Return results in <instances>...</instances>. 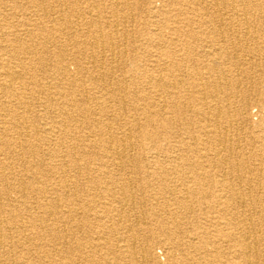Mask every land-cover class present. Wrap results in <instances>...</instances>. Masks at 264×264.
Wrapping results in <instances>:
<instances>
[{
	"label": "rangeland",
	"instance_id": "374dc122",
	"mask_svg": "<svg viewBox=\"0 0 264 264\" xmlns=\"http://www.w3.org/2000/svg\"><path fill=\"white\" fill-rule=\"evenodd\" d=\"M33 1L36 4V2H40L41 0H33ZM62 1L64 0L60 1V5H61L60 7L62 8L61 13H63L64 10H67L70 7V5H74L73 8L71 9L72 13L75 15L73 17L74 22L73 23L70 22L71 29L67 28V23L69 22L67 21L65 22V24L62 25V29H64L65 33L59 31L53 34L50 33L43 34L41 31H33V33L27 32L28 31L27 28H29V30H32L34 24H36V22L38 21L37 20L38 14L40 13L39 11H37L38 8H36L35 5L32 4L31 0H19V1L0 0L1 3L0 4V46L2 44L7 45V42H11L13 46L11 47L9 54L10 57H12L13 54L19 53L20 52L19 50L23 46L25 47L29 46L31 50H33V48H37L43 44L45 45L46 48L53 51L55 50V48L56 50H58L57 47L63 45L64 43L67 44L68 42L69 43L81 42L84 36H81L80 33L76 30L75 28L77 27L76 21L84 19L83 14H85L84 10L85 8H87L88 3L85 4L83 0H70L66 4L67 5L66 7V5H63L61 3ZM129 1L130 4L124 7L123 11L121 12L122 16L123 15L126 16L127 19L125 22L127 24L124 23V27H125L124 29L128 31V34L126 35V37H123L121 40L122 46L120 50V55L118 52L120 58L118 57L116 62L115 61L107 62V64L105 65L95 64L94 66L93 63H90L91 58L86 59L85 57L82 60L84 63L89 62L88 66H90V68L82 67L83 64L81 63L79 64V67L75 66L74 64H69L68 66L69 73L73 74L76 77L77 82H81L86 85H89L94 83V81L96 80V79L90 80L91 74L94 76L96 75L100 76L104 71L105 73L110 74L109 81H113L116 78L117 82H122V83L124 82V84L126 83L132 86V88L133 86H137L139 88L148 86L152 82L147 77L148 75H155V76L157 75L158 82L162 81L161 83H166L167 85H169L177 76V74H181V73H182L181 76L183 75H193V77L200 76V78L202 79H195L196 82H200V83L201 82L213 83L214 81H212V79L216 77L218 74H226L228 76L238 74L241 77L243 90L248 95V101L244 109L242 110V115H241V118L244 120L245 129H243L244 131L241 132H237L233 130L232 131L233 133L232 132L230 133L231 138L239 137L238 139L241 140L240 152H235L233 154V155L240 154V157L235 156V158L234 157L232 158L234 161H237L239 171L236 174L232 175L228 168H224L220 170V168L218 169V167L217 168L214 167V165L211 162L207 161V159L209 158L206 156L207 153H214L215 151H219L221 155L225 154L224 156H227V155H231L230 151L227 150V148H224L226 146L224 147L218 146L217 148H215L216 149L215 151L214 149H211L208 146H206V144L204 143V137L199 138L200 137L199 135L201 134L200 133L201 127L200 124L197 123V120L195 118L190 117V120L189 119L186 120V126H185L183 124L184 119L181 120L179 118H176L175 115H173L172 103L170 102L171 104L169 103L170 105L168 106V103L164 102L165 99L168 101L172 99L171 88H168L166 93L164 92L162 93L161 91L160 94L158 92L151 93L155 97L154 101L156 104L155 106L156 118L152 120L153 127L150 128L155 133V137L159 142V147L163 148L162 151L157 150L148 153L147 150L144 149V147L136 145L133 149L134 157H137V159L134 160L135 161L134 166H131L132 168L131 167L127 168L124 172H121L122 174L120 172L108 170L109 174L107 173L103 175L102 174L103 172H101L100 170L86 172L84 170L78 169L77 165L73 164L76 162H72L71 160L77 161V159L78 160L80 159V166H83V164H87V160L91 159V161H93L92 164H94V167H97L100 166L99 164L101 163V161L105 159V157L102 154L103 151L99 149L96 150L90 149L88 146V142L85 141L84 136L86 135L88 136L89 134H91L90 132L91 128H88V122L95 120V117L96 118L100 117L99 119L102 120L103 122H107V121L111 122L112 124L111 132L121 137V135L125 131V128L122 127V124L124 122L127 121L129 122L130 120H135L138 122L139 121L147 122L146 114L142 113L141 111H138V112H131L128 115H124L119 110L121 107L119 102H116L117 103L116 104L112 102V100H110L106 108L109 107V109H114L116 111L118 118L114 120L110 112L108 113V111L106 112L104 110L101 111L98 110L100 108H98L95 105V103L92 101L87 105V108L91 107L90 109H88L90 113L88 112L87 115L89 117L85 116L83 119L79 118L75 120V117L73 115L80 114L79 112L77 113V111H80L82 107H77L70 102L61 103L57 101L59 98V96L56 95L58 93L57 90L64 88L66 83H64L65 80L61 81L60 83H56V84L54 83L56 82V80H53L52 77L54 76L55 72L57 70H60L61 68L58 67V59L55 56H52V53H50V55L48 56L47 54L44 55L46 59L43 61L44 63L37 62V64L33 62L31 63L29 60L28 61L26 60L23 63H21L22 65L21 64L19 65V61L17 62L16 59L12 57V62H13L12 64L15 65L14 67L22 70L25 73L24 79L26 78L28 80V81L26 79L24 80L25 88L27 92L26 98L24 99H26L28 103L31 105L30 109L32 110H30L31 112L28 111L29 113L27 112V114L26 113L23 114L22 109L16 108V112L14 113L13 116L14 118H16V123L22 122L20 123L21 125L20 128L19 126L16 127L13 126V123H11L12 118L10 120H7L0 117V129L2 130L3 126L9 129L8 131L5 130L3 132L0 131V147H2V142L4 143L9 142L7 144L8 145L10 144V146L13 147V149L10 151V154L1 153L0 155V161L5 162L7 167L4 170H0V188L4 187L5 184L7 185V182H12V184L18 182L22 184V183H27V181L30 180L24 174L23 170H25L24 168L26 167H24V164L22 162V159H28L30 156H28L27 153L22 154L20 152H15V150L18 149L19 147L25 146V144L23 143V141H25L24 136H21L18 133H16L17 131L16 129H18V132L21 131V129L23 130L24 124L26 123L29 125L30 128L34 129L36 127L35 130L37 129V133L39 132L38 134H32L30 136H31V141L35 144L34 146H36L40 150L54 149L60 154L61 159L64 158L67 149L70 151L74 150V152L77 153L76 158L70 159L69 157L68 164L70 163L72 165H68L64 169L59 167L57 170L53 169L51 171L50 169L47 168L49 172H47V170H44L41 171V173L37 169H35L36 171L35 174H37L38 177H40V179L43 178L44 182L46 181L45 183L47 185L50 180L54 182L58 180L59 181L58 184L60 183L61 185L63 184V181L61 179H65L64 184H66V186L69 188L75 189V192H77L76 194L80 196L83 195L85 191L87 192L89 188H91L92 193H96L97 191H99V189L96 187L98 185L96 182H99L100 180L101 181L111 180L113 182L120 181L123 183L131 184L130 191L134 195L135 201L126 204L122 198V195H118L116 197H112L109 200H106L109 202V205L112 208L110 215L121 214L122 221L126 225V227L132 223L139 225L137 224L139 222L140 225L135 227L134 233L138 231L139 233L150 234L152 230L155 233L157 232L160 240H158L159 242L156 240L157 242L154 243V249L156 253L155 257H157V258H153L154 260L153 262H155V264H171V259L166 254V251L169 246L170 247L175 246V250H176L175 257H176V261L179 264H204L203 260L207 261V257H208L206 255L201 261L193 262V263H191V261L188 262V256H190L188 252L194 250L193 247H190L188 245L190 241L192 243L193 241H195L196 243H202L203 241L206 242L207 249L204 248L203 251L211 255H216V259L212 264H241L242 255L240 254L238 247L235 246V240L232 238L234 236L235 237L238 236L240 238V233L243 232L242 229L245 227V225H247L244 222H246L247 218L251 217L252 223L250 224V226L256 232V236H257L256 240L258 241V245H260L259 247L264 246L263 245L264 244V212L258 213L252 211V209H249V207H247L248 209H246V207H244L243 205H239L235 203H230L229 204L230 206L226 207L224 206V203L227 202L231 197H233L234 189H238L240 191L242 190V193L244 192V194L247 196L264 198V159H263L264 153L252 157V155L254 154L253 151L255 149H257L259 146H263L264 148V142H263L264 139L262 140L261 143L252 140L257 135L258 136L260 135L261 137L264 136V0H254V3L257 4L258 9L256 10L257 12L256 11L251 12L250 18L246 16L249 21L250 19L252 20L249 23H246V20L243 17H240L241 18L240 20L235 18L233 20L229 19V17H232L231 16L232 6L229 4L230 3L229 1H227L228 2L227 3L219 0V5L215 7V5H213L214 2L213 0H200L201 3L203 2L202 3L203 6L207 9H203L202 11L200 10L201 12L197 14L189 10L187 8V5H192L191 4L192 2L198 4L199 0H129ZM56 2L47 3L45 1L46 9L52 12L53 9L60 8L58 7L59 5ZM232 2H234V0H232ZM98 4H100L101 7L103 6L102 8L105 11L103 15L109 16L110 15L109 11L111 10L110 7L111 4H109V2H105V0L98 1L97 5ZM182 8H184L183 10L184 12L181 13L180 11ZM11 13H14V16H12ZM214 15H218V16L220 15L221 18L220 19L214 18ZM28 18L32 19L31 20L32 25H30V27L26 25L27 27H25L26 20ZM166 18H169L170 20L168 22L163 21V19L165 20ZM186 19H191L195 21L194 31L195 33L198 34L200 38V43L202 42L201 46L202 48L204 47V50H206L207 53L206 54L204 52L202 53V50L201 52L198 51L194 52L191 54L190 58L184 61H182L181 59L180 62L176 61L180 63L179 67H177L176 62L174 60V56H172V52L174 51L173 43L175 41V38L177 37L176 35L177 32H180L182 28L185 26ZM237 20L238 23H241L242 25H241V30L240 31L238 30L237 33H235ZM52 25H53L52 22L49 23L48 25L49 28ZM178 26L181 27L180 30ZM246 31L252 34V39L248 41L247 46L250 47L251 49H258V51L251 52L249 49L246 51L243 50L239 53H235L231 47L232 46L231 44L228 45L227 47H224L229 43L228 41L232 36L233 37L236 36L234 38V41H232L234 42L233 46L239 45L240 48H242L243 46L245 47L246 46L245 43L247 40L244 39V35H246L247 33ZM223 37L228 43H226L224 46H221L220 44L222 43L221 40ZM201 38L203 40H201ZM258 46H262L260 48H263V51H260ZM222 47L223 49L222 51H220ZM217 48H220V50H218ZM72 49H73L72 46L69 47L66 46L64 48H61L60 50L62 51L66 50L67 52V51H71ZM164 50L167 53H170V55L161 54V51ZM102 52L103 54H107L109 51L107 49H103ZM102 52L101 53L99 52L98 55L100 56ZM4 53H7V51L6 50L0 51V67L3 66L8 61L7 60L8 57L4 55ZM94 53L97 56V52ZM228 56L231 58H229ZM81 57H83L82 53L79 55L78 59L80 60ZM43 64H44V69H43ZM41 65L42 68H40ZM30 68L33 70L31 71ZM98 69L100 71L102 70V72L100 73L99 71H97ZM105 69L107 71H105ZM261 71L263 73L260 80L261 83L259 85H255V82H257L256 77L257 75H259ZM34 72H36V74ZM144 74L147 75L142 76ZM134 75L139 77L131 79L130 76H134ZM185 79H187V77H185ZM38 86H40V88H38ZM19 88L20 85L17 87V89ZM131 93L132 94L129 95L128 102L126 103L127 109L132 108L137 104L139 105L140 102L149 101L148 96H151L148 93L139 94L138 96H135L134 94L135 92H131ZM144 95L146 96L148 95V96L146 97ZM151 97L153 98V96ZM7 98L8 97L6 96V94L4 96L2 93H0V104L1 102H5ZM240 99L241 97L237 96L236 100L240 101ZM46 104L49 105L53 110H55L54 114L52 113L50 115L45 113ZM1 112L3 113V111ZM86 119L87 122L84 121ZM164 119L166 122V126L163 125ZM148 120L150 121V117H148ZM12 122H14V120ZM58 122H60L59 124L62 123L68 126L66 134L62 131H59L57 127H55L52 133L43 131L44 127H48L49 125L55 126L56 124H58ZM237 122L238 123L241 122L239 116L238 118H236L235 123ZM68 123L71 124L68 125ZM78 124L80 125V128L77 126ZM185 127L189 129L188 131L191 132V135L185 134V132L187 131ZM70 128L74 130L72 131ZM143 133H144V129L143 130L141 129L135 131L133 135L136 139L138 138L137 140L141 141L143 139ZM207 138L208 136H206V139ZM200 139L202 140V142ZM180 149L185 154L182 160H178V155L181 151ZM206 149L208 150L206 151ZM78 151H80L81 153L80 155ZM154 153H156L155 162L153 164H150L147 161L148 156ZM198 154L202 157L200 159L201 165L194 168L197 169L194 172L193 168H190L191 166L190 164L192 161L197 159L196 156ZM28 161L33 165L36 163L33 159H30ZM20 162L22 164H20ZM20 165L23 166L24 168H22ZM177 165L181 166L182 168L181 172L179 171ZM137 166L141 167L138 171L135 169ZM154 170L157 171L158 174L160 173L161 175H164V178L163 179L160 177L155 178L158 176L152 173L150 175V172ZM184 170L185 172L183 173ZM205 171L209 175L203 176L204 177L203 180L200 181L201 183L200 186L201 188H204L205 194H199L200 197L204 195L202 197L203 199L201 198V201L199 202L200 197L195 198L196 201H191L192 204L190 205L192 206H190V208L178 209L176 206L177 195H180L181 197L183 196L186 197L187 195L189 196L190 192L187 193V189L194 188L196 186L192 178L193 177L195 178V174L202 173ZM223 172H226L224 173L226 177L223 176L224 175ZM163 187H167L168 189L169 187L171 188L169 189L168 194L167 192L162 191ZM226 187L229 189V191ZM118 188L120 187H116L115 189ZM11 195L15 196L14 193H12ZM7 196L8 194L0 195V206L9 209L16 208L17 210L23 212L22 211L23 208L20 205L21 198L18 197L16 201L8 202L5 199V197ZM53 196L54 195H52V197ZM215 196L216 198L219 199H215ZM72 199H73V195L68 196L67 202H65L66 207H63L62 209L63 211H67V209L70 210V208H72V204L74 203L72 202ZM76 203L78 202L76 201ZM246 204L247 206H250L249 201ZM236 206L237 207L239 206L238 207L239 210L237 209ZM34 210H36V212H38V214L40 215L44 214L43 209L41 208H34ZM136 219L137 220L139 219L138 222ZM160 221L166 222L167 228L171 231H174V233H172L171 241H167L166 244L165 242L162 241L165 240L168 236L165 232L158 229ZM115 223L116 222L112 220H109L107 222V224L110 226L115 225ZM59 227L63 230L62 232L65 233V235H67L63 238V240L58 239L54 241V238L52 237V233L47 232L46 233L47 238L44 239V237H42L39 238L38 240L37 243L38 245L36 246L38 251H36V248L31 250L32 252L31 251L29 252L27 250L26 251L22 250L21 248H17L16 251H13V255L10 257L6 255L3 256L1 254L0 263L20 264L22 262L21 264H27V263L43 264V262H45L44 264H51L52 262H54L55 264L56 263L80 264L76 259L70 261L67 256L66 259L65 254H67V248L66 247L64 248L63 246H66L68 244L61 245V242H65V241L71 242L72 245L77 244L78 242L86 241L83 232H80L78 222L73 220L67 221V219L66 220L64 219ZM183 230L187 231V235L183 233ZM11 231L18 236H23V235L30 236L31 234L32 235L35 234L33 233L35 230L31 227H29L28 230L26 231H18V232L16 231L17 233L13 229ZM58 237H59V231H58ZM111 237L114 238L113 236ZM93 240H95V238H93ZM247 240L250 244H252L255 241L254 238H252V240L251 238H248ZM55 245H57V248H55ZM43 249L44 251H49L52 255L50 257L42 256L43 253L41 255L39 251L41 250L43 251ZM139 249L140 247H137V250L134 253L135 255L133 253L128 254L126 248H123L122 250H119L117 248L116 251L113 250H110L109 252L107 250L106 251L108 252L107 256L110 258L112 262L115 263H116L115 260H118L120 264H130V263L138 264L137 262H139V264L141 263L152 264L151 261L148 260V258L143 257L144 255L142 253L143 250H139ZM261 249L264 250V247H262ZM36 252L39 253L37 254ZM15 256L16 257L18 256L19 258L18 257L16 258ZM135 256L137 260L134 258ZM257 257L261 259L260 264L262 263L264 264L263 262L264 251H261Z\"/></svg>",
	"mask_w": 264,
	"mask_h": 264
},
{
	"label": "bare ground",
	"instance_id": "6f19581e",
	"mask_svg": "<svg viewBox=\"0 0 264 264\" xmlns=\"http://www.w3.org/2000/svg\"><path fill=\"white\" fill-rule=\"evenodd\" d=\"M45 1L47 3H53V2L58 1V2H56L59 5L58 7L61 6L60 5L61 0H52V1L51 0H41L40 2H36V4L34 3L33 0H31L32 4H34L35 7L38 8L37 11H39L40 13L38 14V19H37L38 21L36 22V24H34L32 30H29V28H27V30H28L27 32L33 33V31H41L43 34L44 33L53 34V33L59 32V31L64 32V29H62V25L65 24V22H67V21H69L67 23V28L71 29L70 22H72V23L74 22L73 17L75 16L72 13L71 9L73 8L74 5H70V7L67 10H64L63 13H61V9H62L61 7L58 9H53V11L50 12V10L46 9ZM68 1H70V0H64L61 3L63 5H66L68 3ZM83 1L85 2V4L88 3L87 8H85V10H84V13H85V14H83L84 19L76 21L77 27H75L76 30L80 33V35L84 36V38L81 42H79V43H69L68 42L67 44L64 43L63 45L57 47L58 50H56V48H55V50H53V51L46 48L45 45H43V44L37 48H33V50H31V48L29 46L28 47L23 46L19 50L20 52L13 54L12 57L14 59H16L17 62L19 61V65L26 60L27 61L29 60L31 63L33 62V63L37 64V62L38 63L39 62L44 63L43 61L46 60L44 55L47 54V56H48V55H50V53H52V56H55L58 59V67L62 69V70L61 69L57 70L55 72V74L53 73L54 76L52 77V79L56 80V82H54L55 84L60 83L61 81H64V80H65L64 83H66L64 88L57 90L58 93L56 95L59 96L57 101L61 102V103L70 102V103H73L77 107H82V109H83L82 110L80 108L81 110L77 111V113L79 112L80 114L73 115L75 117V120H77L79 118L83 119L85 116H88L87 115L89 112L88 109H90L91 107L87 108V105H88V103H90L92 101L95 103V105L98 108H100L98 110H100V111L104 110L106 112L108 111V113L110 112L111 116H113V119L116 120V118H118L116 111L114 109H109V107L106 108L108 102H110V100H112V102H114V103L119 102V104L121 106L119 110L124 115H128L131 112L141 111L142 113L146 114L147 122L146 121H144V122L139 121L138 122L135 120H130L129 122L128 121L124 122L122 124V127L125 128V131L121 135V137H119L116 134L111 132V126H112L111 122H108V121L103 122L102 120L99 119L100 117L99 118L95 117V120L88 122V128H91V130H90L91 134H89L88 136L87 135L84 136V138H85V141L88 142V146L90 149H95V150L99 149V150L103 151L102 154L105 157V159H103L100 164L98 163L100 166H97V167H94V164H92L93 161H91V159L87 160V164H83V166H80V159L79 160L77 159V161L71 160L72 162H76L73 164L77 165L78 169L84 170L86 172L100 170L101 172H103L102 174L104 175V174L108 173V170H113V171L121 173V172H124L127 168L134 166V162H135L134 160L137 159V157H134L133 149L136 145L144 147V149H146L148 153H150L152 151H157V150L162 151L163 148L159 147V142L155 137V133H154V131L151 130V128L153 127L152 126L153 125L152 120H154L156 118L155 117V115H156V112H155L156 104L154 101L155 97L151 93L152 92H158L160 94V91L162 93L163 92L166 93L168 88H171V90H172V92H171L172 99L171 100L172 101L171 100L168 101L165 99L164 102H167L168 106L172 103L173 115H175L176 118H179L181 120L184 119L183 124L185 126H186V120H188V119L190 120V117L195 118L197 120V123L200 124V127H201L200 128L201 134L199 135L200 136L199 138L204 137V143L206 144V146H208L211 149H214V151L216 150L215 148H217L218 146H222V147L226 146L224 148H227V150L230 151L231 155H227V156H224L225 154L221 155V153L219 151H215L214 153H207L206 156L209 157L207 159V161L211 162L214 165V167H216V168L218 167V169L220 168V170L224 169V168H228L232 175L236 174L239 171L238 170L239 167H238L237 161H234L232 158L233 157L235 158V156L240 157V154L239 155L238 154L233 155V154L235 152H240L241 140L238 139L239 137L238 138H231L230 133L233 130L237 131V132L244 131L243 129H245V125H244V120L241 118V115H242V110L244 109V107L248 101V95L243 90L241 77L238 74L229 75V76L226 74H218L216 77L213 78L214 80L212 79V81H214L213 83H211V82H201L200 83V82L195 81V79H202V78H200V76L193 77V75H183V76L187 77V79H185V77L181 76L182 75V73H181V74H177V76L174 78V80L169 85H167L166 83H161L162 81L158 82L157 75L156 76L155 75H148L147 77L152 81L148 86H144L142 88H139L137 86H133V88H132V86H130L126 83L124 84V82L123 83L117 82L116 78L113 81H109L110 74L105 73L104 71H103L104 72L103 73L102 70L100 71L98 69L97 71H99L100 73L102 72L103 75L102 74L100 76L96 75L97 76L96 77V76L91 74L90 80L96 79L95 81H97V80H99V81H97V82L94 81V83L89 84V85H86V84L81 83V82H77L76 77L73 74H70L68 71L69 64H74L75 66L79 67V64L81 63V64H83L82 67L90 68V66H88L89 62L84 63L82 60L85 57H86V59L91 58L90 63H93L94 66H95V64L96 65L97 64L105 65V64H107V62H112V61L116 62L118 57L120 58L119 55H120V50H121V46H122L121 40L123 37H126V35L128 34V31L126 29H124L125 28L124 23L126 22L127 19H126V16H124V15L122 16L121 12L123 11L124 7H126L130 4L129 0H105V2H109V4H111V6H110L111 10L109 11V13H110L109 16H104L103 14L105 11L102 8L103 6L101 7L100 4L97 5V2L100 0H83ZM213 1H214L213 5H215V7H217L219 5V0H213ZM221 1L222 2L229 1L230 2L229 4L232 6L231 7V10H232L231 16L232 17H229L230 20H233L234 18L240 20L241 19L240 17H243V18H245L246 23H249L252 20L250 19V21H249L246 16H248L250 18L251 12H253V11L255 12L258 9L257 4L254 3V0H234V2H232V0H221ZM198 2H199L198 4L195 2H192L191 3L192 5L186 4L187 8L189 10L195 12L196 14L200 13L203 9H207L203 6V4H202L203 2L201 3L200 0ZM66 7H67V5H66ZM183 10H184V8H182L180 12L181 13L184 12ZM124 13H125V11H124ZM11 14H12V16H14V13H11ZM3 15H5V14H3ZM220 15L219 16L214 15V18L220 19L221 18ZM195 17H197V16H195ZM31 20L32 19H29V18L26 20L25 27H27L26 25H28V27H30V25H32ZM169 20H170L169 18H166L165 20L163 19V21H167V22ZM238 20H237V26H236L235 33H237L238 30L239 31L241 30L242 24L238 23ZM51 22L53 23V25L49 28L48 25ZM194 23H195L194 20L186 19L185 26L182 28V30L180 32H177V34H176L177 37L175 38V41L173 43L174 44V51L172 52V56H174L175 62L176 61L180 62L181 59H182V61H184V60L190 58L192 53L197 52V51L201 52V50H202V53L203 52L205 54L207 53L206 50H204V47L202 48V46H201L202 42L200 43V38H199L198 34L195 33V31H194V26H195ZM221 23H223V22H221ZM78 24H79V27H78ZM125 24H127V23H125ZM180 29H181V27H179V30ZM19 30H21V29H19ZM230 31H231V29H230ZM132 34H134V33H132ZM235 37H233V36L230 37V39L228 41L229 43L223 37L221 40L222 43L220 45L224 46L226 43H228L227 45L224 46V47H227L228 45L231 44L232 45L231 47L235 53H239L243 50L246 51L249 49L251 52L252 51L253 52L258 51V49H251L250 47L247 46L248 41L250 39H252V34L250 32H247L246 35H244V39L247 40L245 43L246 44L245 47L243 46L242 48H240L239 45L233 46L234 42H232V41H234ZM129 40H131V39H129ZM201 40H203V39L201 38ZM252 45H254V44H252ZM12 46H13V44L11 42H7V45L2 44L0 46V51L6 50L7 53H4V55H6L8 57V59H7L8 61L3 66L0 67V77H1L0 93H2L4 96L6 94V96L8 97L5 102H1V104H0V106H1L0 117L7 119V120H10L12 118L11 123H13V126L14 127L19 126V128H20V126H21L20 123H22V122L16 123V118H14V116H13L14 113L16 112V108L22 109L23 114H25V113L27 114V112L32 110V109H30L31 105L28 103V101L26 99H24V98H26V93H27L26 88H25V83H24L25 82L24 80L26 79V78L24 79L25 73L22 70L14 67L15 65L12 64L13 63L12 57H10V54H9ZM66 46L67 47L72 46L73 49L71 51H67V52H66V50L65 51L60 50L61 48H64ZM88 46H91V47H88ZM164 47H162V48H164ZM260 47H262V46H258L260 51H263V48H260ZM103 49H107L109 52L108 53L106 52L107 54H103V52H102ZM217 49L220 50V48H217ZM222 49H223V47L221 48L220 51H222ZM94 52H97V56L95 55ZM99 52L100 53L102 52V54L100 56L98 55ZM118 52H119V55H118ZM81 53H82L83 57H81L79 60L78 57ZM124 53H125V51H124ZM161 54L170 55V53H167L165 50L161 51ZM181 57H183V58H181ZM229 58H231V57H229ZM179 62H176L177 67H179V64H180ZM34 66H35V64H34ZM38 67H40V66H38ZM20 68H21V66H20ZM40 68H42V65ZM43 69H44V64H43ZM84 69H86V68H84ZM106 69H105V71H107ZM32 70L33 69H31V71ZM30 73H32V72H30ZM34 73L36 74V72H34ZM35 74H34V77H35ZM262 74L263 73L261 71L259 73V75H257V77H256L257 82H255V85H259L261 83L260 80H261ZM146 75L147 74H144L142 76H146ZM136 77H139V76H135V75L130 76L131 79L136 78ZM30 78H31V76H30ZM36 78H37V76H36ZM160 79H161V77H160ZM37 80H38V78H37ZM29 82H30V79H29ZM18 84L20 85L19 89H17V87L19 86ZM38 88H40V86H38ZM47 89H48V87H47ZM44 91H45V88H44ZM131 92H135L134 93L135 96H138L139 94L148 93L151 96H153V98L151 96L147 95L149 101L143 100L144 102H140L139 105L137 104L136 106L127 109L126 103L128 102L129 95L132 94ZM38 93H40V92H38ZM144 96H146V95H144ZM237 96L241 97L240 101L236 100ZM7 103H9V104H7ZM112 106H115V105H112ZM164 106H165V103H164ZM1 111H3V113ZM45 113L51 115L52 113L53 114L55 113V110H53L49 105L46 104ZM238 116H239V119L241 122L235 123L236 118H238ZM148 117H150V121L148 120ZM69 118H71V117H69ZM13 120H14V122H12ZM84 121L87 122V119ZM177 121H178V119H177ZM59 123L60 122H58V124H56L55 126L49 125L48 127H44L43 131L52 133L54 131L55 127H57V129H59V131H62L66 134L68 126L65 124H62V123L59 124ZM69 124H71V123H68V125ZM163 125L166 126L165 119H164ZM77 126L80 128L79 124ZM35 128L34 129L30 128L29 125L25 123L23 130L21 129V131L18 132V129H16L17 130L16 133H18L21 136H24L25 141H23V143L25 144V146L19 147L16 150L14 147V150H15V152H20L22 154L27 153L28 156H30L28 159H22L24 167H26V168H24L23 166L20 165L22 168L25 169V170H23L24 174L30 180H28L27 183H22V184L18 183V182L13 183V184H12V182H7V185L5 184L4 187L0 188V195L8 194V196L5 197V199L8 202L16 201V199L18 197H20L21 198V201H20L21 204L20 205L23 208L22 209L23 212H21V211L17 210L16 208H10L9 209V208L0 206V255L2 254L3 256L6 255V256L10 257L13 255V251H16L17 248H21L22 250H25V251L27 250L30 252L31 250L35 249L36 246L38 245L37 243H38L39 238H42V237H44V239L47 238V236H46L47 232L52 233V237L54 238V241H56L58 239L63 240V238L67 235H65V233L62 232L63 230L59 226L61 225V222L64 219L65 220L67 219V221L73 220V221L78 222L80 232H83V234L86 238V241L85 242H78L77 244H73V245L71 242H68L65 240H64L65 242H61V245L68 244L66 246H63L64 248L65 247L67 248V254H65L66 259H67V257L70 261L76 259L80 264H117V263L120 264L118 260H115L116 263L112 262L110 260V258L107 256V254L110 250L116 251L117 248L119 250L126 248L127 249L126 251L128 252V254H131V253L134 254L137 250V247H140L139 250H143V252H142L144 254L143 257L148 258V260L151 261L152 264H155V262H153L154 261L153 258H157V257H155L156 253H155V249H154V243L157 242L158 240H160L157 232L155 233L152 230L150 232V234L139 233L138 231L134 233L135 227L140 225V223L138 222L139 219L138 220L136 219L138 222L137 224H139V225L132 223L129 225L127 224L128 226L126 227V225L122 221V215L121 214L110 215L112 208L109 205V202L106 200H109L112 197H116L118 195H122V198L126 204L135 201V197L130 191V187H131L130 185L131 184L123 183L120 181L119 182H113L111 180H102V181L100 180L99 182H96L99 185V187H98V185L96 186L99 189V191H97L96 193H92L91 188H89L87 190V192L85 191L84 194L80 195V196L76 194L77 192H75V189L69 188L66 186V184H64L65 179H61L63 181V184H61V185H60V183L58 184V182H59L58 180L56 182L50 180L48 185H47L45 183L46 181L44 182L43 178L40 179V177H38V175L35 174V172H36L35 169H37L40 173H41V171H44V170H47V172H49L48 169H50L51 171L53 169L57 170L59 167L64 169L66 166L72 165L70 163L68 164V161H69L68 159H69V157H70V159L76 158L77 153L74 152V150L70 151L67 149L66 150L67 152L64 155V158L61 159L60 154L57 151H55L54 149L40 150L39 148L34 146L35 144L31 141L30 135L39 133V132L37 133V129L35 130ZM70 129L72 130V128H70ZM141 129L142 130L144 129V133H143V139L140 141V140H137L138 138L136 139L133 134L135 131H138ZM179 129H180V127H179ZM4 130L8 131L9 129L3 126L2 130L0 129V131L3 132ZM186 130H187L186 132L184 131L185 134L191 135V132L188 131L189 129L186 128ZM206 136H208L207 139H206ZM71 139H73V138H71ZM263 139H264V136L261 137L260 135L259 136L257 135L252 140L261 143ZM201 142H202V140H201ZM214 142H217V143H214ZM7 143H9V142H5V143L2 142V147H0V155H1V153L2 154H5V153L10 154V151L13 149V147H11L10 144L8 145ZM77 144H78V142H77ZM20 146H21V144H20ZM207 150L208 149H206V151ZM80 151H83V150H80ZM80 151H78L79 155L81 154ZM93 152H95V151H93ZM253 153L254 154L252 155V157L255 155H258V154H263L264 153L263 146H259L257 149H255L253 151ZM155 154L156 153L148 156L147 161L150 164H153L155 162ZM184 155H185L184 152L181 150L179 155H178V160H182L184 158ZM196 157H197V159L192 161L190 164L191 165L190 168H193L194 172L197 170L194 168L201 165L200 159L202 158L199 154ZM30 159H33L36 163L33 165L32 163H30L28 161ZM20 164H22V163L20 162ZM180 164H183V163H180ZM177 166L179 168V171L181 172L182 171L181 166L180 165H177ZM137 167L135 169L138 171L141 167L140 166L138 168ZM6 168H7L6 163L3 161L2 162L0 161V170H4ZM184 172H185V170L183 171V173ZM151 173L156 174L158 176V177L153 176L155 178H159V177L162 179L164 178V175H161L160 173L158 174V172L155 170L150 172V175H151ZM224 173H226V172H223V174ZM59 174H61V173H59ZM206 175H209L206 171L202 172V173L195 174V178L193 177L192 179L195 182L196 186L194 188H188L187 189V193L190 192L189 196L187 195L186 197H184V196L181 197L180 195H177V198H176L177 204L176 203L175 204H176L178 209L190 208V206H192V205H190V204H192L191 201H196L195 198H199L200 197L199 194H205L204 188H201V186H200V184H201L200 181L203 180V178H204L203 176H206ZM223 176L226 177L225 174ZM50 177H51V175H50ZM232 178H233V176H232ZM68 181H69V179H68ZM92 181H94V180H92ZM198 184H199V186H198ZM116 187H120V188L115 189ZM75 188H76V186H75ZM248 188H250V187H248ZM169 189H171V188L169 187ZM169 189L167 187H163L162 191L167 192V194H168ZM135 190H136V188H135ZM228 191H229V189H228ZM12 193H14L15 196H12L11 195ZM52 195H54V196L52 197ZM71 195H73L72 202H74L72 204V208H70V210L67 209V211H63L62 210L63 207H66L65 202H67L68 196H71ZM48 197H49V199H48ZM202 197H200L199 202L201 201ZM218 197H221V196H218ZM215 199H219V198H216V196H215ZM76 201L78 203H76ZM248 201L250 202V206H247V204H246ZM225 203H224V206H226V207L230 206L229 205L230 203H235V204L243 205L244 207H246V209H248L247 207H249V209H252V211H255L258 213L264 212V198L247 196L244 194V192L242 193V190L240 191L238 189H234L233 197H231ZM238 207H237V209H238ZM34 208L43 209L44 214L43 215L38 214V212H36V210H34ZM195 209H196V207H195ZM174 213H177V212H174ZM240 215H242V214H240ZM128 217H129V215H128ZM251 219L252 218L249 217V218H247L246 222H244L247 225H245V227L242 229L243 234L240 233V238L238 236H236V237L234 236L233 238L231 237L232 239L235 240V246L238 247L239 252L242 255L241 256V258H242L241 264H260L261 259H259L257 256H258V254H260L261 251H264L261 249L264 246L259 247L260 245H258V241L256 240L257 239L256 238L257 237L256 232L250 226V224L252 223ZM109 220L115 221L116 222L115 225H112V226L108 225L107 222ZM144 220H145V218H144ZM29 227H31L35 230L34 232L32 231L33 233H35L34 235L31 234L30 236H28V235L18 236L11 231L12 229L15 232L16 231L17 232L18 231H26V230H28ZM158 229L165 232L168 236L162 242H165V244H166L167 241H171L172 233H174V231H171L167 228L166 222L160 221ZM58 231H59V237H58ZM65 232H67V231H65ZM183 233L187 235V231L183 230ZM203 233H205V232H203ZM25 234H26V232H25ZM111 236H113L114 238H112ZM200 237H201V235H200ZM204 237H206V236H204ZM93 238H95V240H93ZM248 238H251V240H252V238H254L255 241L253 243L251 242L252 244H250L247 240ZM36 240H37V242H36ZM70 243H71V245H70ZM57 245H58V243H57ZM57 245H55V248H57ZM188 245L190 247L194 248V250H192L191 252H188V254H190V256H188V262L191 261V263H193V262L201 261V260H203L205 255L208 257H207V261L203 260L204 264H212L214 262V260L216 259V255H211V254L203 251L204 248H206V246H207L205 241H203L202 243H196L195 241H193V243H192L190 241ZM41 247H42V245H41ZM217 247H218V244H217ZM36 251H38L37 248H36ZM188 251H189V249H188ZM39 252L41 253V255L43 253L42 256H45V257H50L52 255L49 251H44V249H43V251L41 250ZM63 252H64V250H63ZM166 254L171 259V264H179L176 261V257H175V255H176L175 246H172V247L169 246L167 251H166ZM128 258H130V257H128ZM134 258L136 259V256ZM49 261H50V259H49ZM53 261H55V260H53ZM208 261H210V262H208ZM44 263L45 262H43V264ZM52 263L55 264L54 262H52ZM137 263L139 264V262H137Z\"/></svg>",
	"mask_w": 264,
	"mask_h": 264
}]
</instances>
